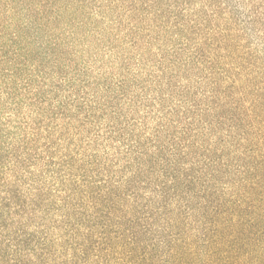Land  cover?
I'll return each instance as SVG.
<instances>
[{"label": "rangeland", "instance_id": "rangeland-1", "mask_svg": "<svg viewBox=\"0 0 264 264\" xmlns=\"http://www.w3.org/2000/svg\"><path fill=\"white\" fill-rule=\"evenodd\" d=\"M255 3L147 0L123 13L114 0H55L37 16L33 2H16L26 70L43 77L44 104L64 113L53 121L59 150L92 181L135 193L124 206L155 221L160 246L190 241L199 256L186 263L205 262L207 159L234 173L246 148L264 146V0ZM187 176L199 177L190 191Z\"/></svg>", "mask_w": 264, "mask_h": 264}, {"label": "trees", "instance_id": "trees-1", "mask_svg": "<svg viewBox=\"0 0 264 264\" xmlns=\"http://www.w3.org/2000/svg\"><path fill=\"white\" fill-rule=\"evenodd\" d=\"M30 1L37 16L55 3ZM114 1L123 13L147 2ZM248 1L256 10L255 0ZM16 2L0 0V264H193L184 262V257L199 256L190 241L170 236L160 246L163 231L155 229V221L147 216V223H141L140 212L124 206V196L135 199V193L118 192L109 181H92L76 165L79 159L59 150L54 134L60 127L53 121L64 113L44 104L50 99L40 96L43 77L32 67L26 70L28 59L21 54L15 30V13L21 10ZM261 141L245 150L239 146L248 162L234 173L228 163L207 159L206 167L215 168L202 185L207 184L203 192L213 188L198 226L203 264H264ZM185 178L186 189L199 181ZM125 184L130 189V179ZM196 197L205 198L200 193Z\"/></svg>", "mask_w": 264, "mask_h": 264}]
</instances>
